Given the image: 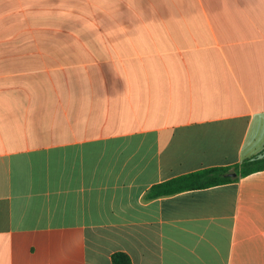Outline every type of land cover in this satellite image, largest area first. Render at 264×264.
<instances>
[{
	"label": "crops",
	"instance_id": "crops-1",
	"mask_svg": "<svg viewBox=\"0 0 264 264\" xmlns=\"http://www.w3.org/2000/svg\"><path fill=\"white\" fill-rule=\"evenodd\" d=\"M264 0H0V264H264Z\"/></svg>",
	"mask_w": 264,
	"mask_h": 264
},
{
	"label": "trees",
	"instance_id": "trees-1",
	"mask_svg": "<svg viewBox=\"0 0 264 264\" xmlns=\"http://www.w3.org/2000/svg\"><path fill=\"white\" fill-rule=\"evenodd\" d=\"M264 170V154L260 153L239 163L200 169L179 175L169 180L152 185L144 194L145 200L172 196L187 191H195L238 181L240 178ZM235 174V176H232ZM111 264H132L124 253H114Z\"/></svg>",
	"mask_w": 264,
	"mask_h": 264
},
{
	"label": "water",
	"instance_id": "water-1",
	"mask_svg": "<svg viewBox=\"0 0 264 264\" xmlns=\"http://www.w3.org/2000/svg\"><path fill=\"white\" fill-rule=\"evenodd\" d=\"M232 176H235V174H232Z\"/></svg>",
	"mask_w": 264,
	"mask_h": 264
}]
</instances>
